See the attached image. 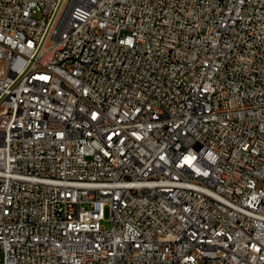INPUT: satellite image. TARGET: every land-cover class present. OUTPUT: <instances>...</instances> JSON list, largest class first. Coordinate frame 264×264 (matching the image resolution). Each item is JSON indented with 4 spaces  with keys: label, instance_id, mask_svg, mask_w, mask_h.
<instances>
[{
    "label": "built area",
    "instance_id": "obj_1",
    "mask_svg": "<svg viewBox=\"0 0 264 264\" xmlns=\"http://www.w3.org/2000/svg\"><path fill=\"white\" fill-rule=\"evenodd\" d=\"M0 63V264H264V0H0Z\"/></svg>",
    "mask_w": 264,
    "mask_h": 264
},
{
    "label": "bare ground",
    "instance_id": "obj_2",
    "mask_svg": "<svg viewBox=\"0 0 264 264\" xmlns=\"http://www.w3.org/2000/svg\"><path fill=\"white\" fill-rule=\"evenodd\" d=\"M68 3H75V0H66ZM48 45H58V37L55 34H48Z\"/></svg>",
    "mask_w": 264,
    "mask_h": 264
},
{
    "label": "rangeland",
    "instance_id": "obj_3",
    "mask_svg": "<svg viewBox=\"0 0 264 264\" xmlns=\"http://www.w3.org/2000/svg\"><path fill=\"white\" fill-rule=\"evenodd\" d=\"M104 216H105V219L102 221V224L104 226H109V221H108V219H109V207L108 206H106L104 209Z\"/></svg>",
    "mask_w": 264,
    "mask_h": 264
}]
</instances>
